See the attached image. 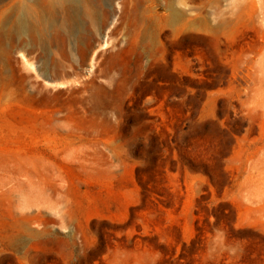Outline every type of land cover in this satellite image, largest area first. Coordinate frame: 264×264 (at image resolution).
Wrapping results in <instances>:
<instances>
[{
  "label": "rangeland",
  "instance_id": "rangeland-1",
  "mask_svg": "<svg viewBox=\"0 0 264 264\" xmlns=\"http://www.w3.org/2000/svg\"><path fill=\"white\" fill-rule=\"evenodd\" d=\"M48 1L0 21V264H264V0Z\"/></svg>",
  "mask_w": 264,
  "mask_h": 264
},
{
  "label": "bare ground",
  "instance_id": "bare-ground-1",
  "mask_svg": "<svg viewBox=\"0 0 264 264\" xmlns=\"http://www.w3.org/2000/svg\"><path fill=\"white\" fill-rule=\"evenodd\" d=\"M3 1H4V3H1V6H0V21L2 20L3 17L11 16L14 13V15H13L14 18L12 20V26L14 27V29L19 34L24 33L25 29H27L28 20L30 22H32L31 38L33 39L35 49L40 48L41 43L38 42L39 33H38L37 28H38V23H41L42 20L40 18L41 15H39V11L41 10V8H44V7H46L47 10L49 11V10L53 9L55 6L59 5L60 2L51 3L48 0H3ZM79 11H80V9H79ZM168 11H169V15H170V18L172 19V21H177V22L181 21L182 16L178 11L174 10L171 7L168 8ZM86 13H88V12H86ZM73 25H75V24H73ZM194 25H195L194 23L191 25L190 24H184L185 27H188V26L190 27V26H194ZM217 30H218L217 28L213 29V31H217ZM89 45H90V43H89ZM63 57H64L63 61H57L55 58L51 59L50 67H51V70H53L52 76L57 77V76L62 75V74L65 75V67H66L65 57L68 58V55L65 53V51L63 52ZM39 60H40V58L38 59V61ZM42 64L44 65L46 63L43 61Z\"/></svg>",
  "mask_w": 264,
  "mask_h": 264
}]
</instances>
